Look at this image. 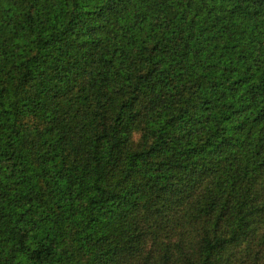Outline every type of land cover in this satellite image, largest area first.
Returning <instances> with one entry per match:
<instances>
[{
    "label": "trees",
    "instance_id": "trees-1",
    "mask_svg": "<svg viewBox=\"0 0 264 264\" xmlns=\"http://www.w3.org/2000/svg\"><path fill=\"white\" fill-rule=\"evenodd\" d=\"M0 264H264V0H0Z\"/></svg>",
    "mask_w": 264,
    "mask_h": 264
}]
</instances>
